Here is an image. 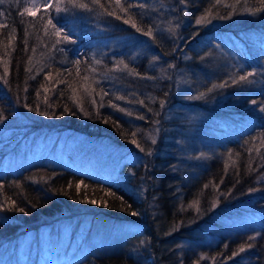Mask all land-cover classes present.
Instances as JSON below:
<instances>
[{
	"label": "trees",
	"instance_id": "1",
	"mask_svg": "<svg viewBox=\"0 0 264 264\" xmlns=\"http://www.w3.org/2000/svg\"><path fill=\"white\" fill-rule=\"evenodd\" d=\"M26 3L32 0H0V114L12 115L14 105L27 108L36 125L109 137L144 159L133 164L128 179L132 189L99 175L45 163L0 176V236L13 237L68 217L136 223L143 232L123 240L117 251L89 255L77 264H145L142 256L148 264H175L177 236L193 238L192 230L216 224L218 215L241 212L245 205L238 203L261 208L264 220V111L260 110L264 47L249 56L222 49L216 61L212 60L216 51L210 48L220 34L264 33L261 0H76L86 8L73 6L70 0H51L47 8L40 2L45 4L33 11L35 15ZM166 3L177 20L167 31L174 37L154 31L161 26L156 14H162ZM201 17L206 18L197 24ZM48 20L63 29L61 36ZM74 23L86 25L106 51H96V46L76 56L70 45L78 40L68 32ZM149 31H154L163 66L187 67L194 83L189 92L197 104L237 130L226 140L195 151L198 159L176 164V155L161 152L164 131L157 139L151 137L150 129L163 118L169 103L178 100L180 83L170 73L169 77L159 73L157 64H151L153 56L122 63L107 43L118 35ZM64 34L69 41L62 40ZM197 39L205 42L202 47L193 46ZM249 72L254 75L247 81L239 79ZM141 186L147 187L144 195L137 191ZM242 245L245 251L232 256ZM201 249L185 253L184 262L264 264V221ZM203 252L206 257H201Z\"/></svg>",
	"mask_w": 264,
	"mask_h": 264
},
{
	"label": "rangeland",
	"instance_id": "2",
	"mask_svg": "<svg viewBox=\"0 0 264 264\" xmlns=\"http://www.w3.org/2000/svg\"><path fill=\"white\" fill-rule=\"evenodd\" d=\"M40 2L49 4L51 0H32V3L26 5L32 12H36L38 7L45 4ZM170 6L171 4L166 3L162 14H156L161 26L154 31L174 37L175 33L167 32H170L177 22ZM67 27L64 26L65 29ZM68 32L78 40L70 45L75 47L76 56L88 53L86 50L92 52L98 46V42L90 36L89 29L84 24L74 23ZM149 32L150 35H118L107 43L112 51L120 56L117 58L122 63L128 59L139 60L144 55H148V58L153 56L151 64H157L158 72L168 77L170 73V77L180 83L178 100L169 103L162 120H157L150 129L151 133L153 129L151 137L157 139L160 132L164 131L165 134H161L162 141H166L161 152L164 151L163 155H176V164L179 160H194L198 157L194 154L195 151L201 147H208L214 142L224 141L227 137L233 136L234 131L237 130L230 128L225 119H218L212 111L197 104L196 97L194 98L189 92L194 85L193 73L187 67H174L172 63L163 66L165 59L155 50L159 44L152 37L154 33ZM180 39L179 33L174 47H177ZM103 43L99 42L96 51H106ZM204 43L203 40L197 39L193 42V46L202 47ZM212 47L210 48L216 51L212 58L214 61L216 56L219 58L220 54H223V50L249 56L252 51L264 47V33L220 34L217 44H214L217 49ZM14 106L12 115L5 114L4 111L0 114L2 117L0 118V176L18 173L24 167L33 164L45 163L99 175L132 189V184L128 181L129 175L133 172V164L143 161L144 157L141 154L116 144L109 137L86 135L71 128H47L36 125L37 120H34L27 108ZM146 188L141 186L137 191L144 195ZM150 203L154 207L152 202ZM238 204L245 205L241 212L229 210L218 215L216 224L192 230L193 238L177 236L174 250L177 256L175 264H199L195 260L184 262L182 256L189 250L192 254L201 253V247L206 243L213 245L223 238L229 239L234 233L263 223L264 220L259 216L261 208L251 207L250 203ZM58 219L53 225L19 231L13 237L0 236V264H61L63 262L77 264L89 255L115 252L123 240L143 232V226L136 223L126 225L102 223L91 216ZM134 254L141 257L139 252L135 251ZM201 255L206 257L204 252ZM141 260L148 264L143 256Z\"/></svg>",
	"mask_w": 264,
	"mask_h": 264
},
{
	"label": "snow or ice",
	"instance_id": "3",
	"mask_svg": "<svg viewBox=\"0 0 264 264\" xmlns=\"http://www.w3.org/2000/svg\"><path fill=\"white\" fill-rule=\"evenodd\" d=\"M70 2L71 3H73V6H78V7H80V8H86L87 7V5H85V4H76V0H70ZM94 2H98V0H94ZM117 2L119 3V0H117ZM182 2H183V0H182ZM261 5L262 6H264V0H261ZM44 7L45 8H47V7H50V5H44ZM55 7H56V10L59 12V11H61V8L59 7V4H56L55 5ZM29 11V9H27V8H25V12H28ZM30 14H32V15H35V13L34 12H32V13H30ZM206 17H201V19H198L196 22H197V24H200L204 19H205ZM128 21H125V23H127ZM48 24H50L51 26H52V28L55 30V34L57 35V36H61V34L63 33V29L62 28H60V27H57V25L56 24H53L52 23V21L51 20H48ZM134 27H135V25H133ZM138 31L140 30V29H137ZM146 35H150V32H148V33H145ZM62 40L63 41H65V42H67V41H69L70 40V36L68 35V34H64V35H62ZM60 41H57V43H59ZM252 75H254V73H252V72H249V73H247L246 75H242V76H240V80L241 81H247V79H248V77L249 76H252ZM234 83H235V81H234ZM221 86H223V85H221ZM213 87H216V85H213ZM209 91H211V89H209ZM118 99H122V98H118ZM253 103H256L255 101H253ZM261 111H264V107H262L261 109H260ZM65 111H67V108H65ZM120 111H124L123 109H120ZM45 113H41V115H44ZM131 113H129V115H130ZM141 119H142V117H141ZM134 135V134H133ZM132 143H135V140H133L132 141ZM153 143H155V141H153ZM137 147H139V145H137ZM207 187V186H206ZM110 195H115L114 193H109ZM91 203H95V201L93 200V201H91ZM20 211H24L23 209H19ZM133 216H136L137 215V213L136 212H132L131 213ZM249 239L250 240H254L255 239V237H249ZM249 248L252 246L251 244H248L247 245ZM225 247H227V246H225ZM245 251V247L242 245L240 248H239V250H238V252H233V254H232V256H236V255H238L239 253H241V252H244ZM229 259H231V257H229Z\"/></svg>",
	"mask_w": 264,
	"mask_h": 264
},
{
	"label": "bare ground",
	"instance_id": "4",
	"mask_svg": "<svg viewBox=\"0 0 264 264\" xmlns=\"http://www.w3.org/2000/svg\"><path fill=\"white\" fill-rule=\"evenodd\" d=\"M25 168V167H24Z\"/></svg>",
	"mask_w": 264,
	"mask_h": 264
}]
</instances>
